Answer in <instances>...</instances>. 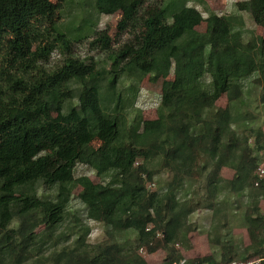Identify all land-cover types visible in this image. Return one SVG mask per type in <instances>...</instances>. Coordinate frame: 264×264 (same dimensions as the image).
Listing matches in <instances>:
<instances>
[{
    "label": "trees",
    "instance_id": "1",
    "mask_svg": "<svg viewBox=\"0 0 264 264\" xmlns=\"http://www.w3.org/2000/svg\"><path fill=\"white\" fill-rule=\"evenodd\" d=\"M191 1L94 0L96 15L121 13L118 28L130 33L129 41L112 48L108 33L87 19L89 31L73 37L93 34L90 45L108 57L102 65L72 55L70 26L60 23L67 0H0V264L36 258L41 264H145L124 244L89 245V229L82 226L73 246L54 245L42 255L54 244L48 241L65 223L77 189L87 220L134 233L136 248L150 254L177 241L201 208L177 193L208 167L204 208L213 207L209 198L221 187L224 167L235 172L232 190L253 189L258 181L264 190L256 175L263 134L258 131L251 145V136L236 129L249 119L239 110L246 81L261 89L264 105V37L245 41L240 16L209 11L205 17ZM240 8L264 28V0ZM203 23L205 30H198ZM56 50L65 59L50 67ZM146 77L162 80L158 117L130 122L128 93L136 96ZM224 95L227 105L219 109ZM157 159L176 179L153 192L148 164ZM79 165L100 181L77 177ZM40 187L54 189L55 198L40 195ZM245 220L252 244L244 254L257 257L264 253V211L256 206ZM234 256L228 244L218 257L184 264H230Z\"/></svg>",
    "mask_w": 264,
    "mask_h": 264
},
{
    "label": "rangeland",
    "instance_id": "2",
    "mask_svg": "<svg viewBox=\"0 0 264 264\" xmlns=\"http://www.w3.org/2000/svg\"><path fill=\"white\" fill-rule=\"evenodd\" d=\"M249 0H195L189 3L196 7L205 17L209 11L218 15H237L244 21V40L252 41L256 37H264V28L255 24L253 18L247 12L241 10L240 4ZM94 0H67L62 8L61 25L70 26L72 37L71 52L72 55L80 60L86 61L92 59L101 64L109 63L107 54L100 48L90 45L93 34L90 38L84 39L83 36L74 38L73 35L87 33V19L92 18L96 23L97 32L105 31L112 38V48H119L123 43L129 41L130 33L118 28L121 21V13L112 16H98L94 9ZM205 23L198 27V30L204 31ZM65 59L64 55L58 50L54 51L50 60V67L61 64ZM110 65V64H109ZM108 65V66H109ZM125 86H128L126 84ZM261 89L251 85L250 81L245 82V93L240 103V111L247 114L248 121L246 125L238 126L237 133L242 136H251L250 143L254 145V135L260 131L263 134L264 141V105L260 103ZM162 93V80L153 82L150 77H146L139 85L136 96L128 93V102L126 104V114L130 122L136 118H142L144 121L157 119V110ZM227 105V98L224 95L216 104L217 108H224ZM95 147L99 142L93 143ZM259 162L262 158L259 154ZM162 159L154 160L148 164V169L152 172V180L148 183V190L157 192L165 191L169 184L176 179L175 173L169 168L163 167ZM212 166L208 167L206 174H202L196 180H185L180 187L177 197L181 200H192L197 203L200 201L201 208H198L181 228L177 241L172 243L166 250H159L155 253H148L145 248H136V236L134 233H116L105 227L102 223L87 220L82 214V204L76 198L80 189L74 193V199L70 204V213L63 225L59 227L56 235L48 241V245L53 244L44 251L43 256L49 255L58 245V249L63 246H73L77 241L80 231L78 227L82 226L89 229L88 242L91 246L98 244H124L127 249H132L141 257L145 264H168L170 258L179 257V262L173 264H184L185 261L202 259L209 255L218 257L222 252V246L232 244L236 249L237 256H234L232 263L254 262L260 264L258 259L263 254L253 257L250 252L244 254L245 249L251 244V238L248 234V223L245 220V214H251L259 206L261 212L264 211V190L255 186L253 189H242L234 191L231 189L230 181L234 176V170L224 167L219 171L221 177V187L217 189L214 196L210 197L213 202L212 209L204 208L208 197L207 176L212 171ZM87 175L94 182L100 179L90 169L79 165L76 168V176ZM39 193L42 196L55 198L56 191L40 187ZM43 227L37 232L42 233ZM78 232V233H77ZM261 236H263L261 234ZM162 237V234L158 236ZM244 254L245 258H241ZM249 254V255H248ZM236 255V254H235ZM39 258V257H38ZM42 262L32 259L25 264H41ZM206 264V263H203Z\"/></svg>",
    "mask_w": 264,
    "mask_h": 264
},
{
    "label": "built area",
    "instance_id": "3",
    "mask_svg": "<svg viewBox=\"0 0 264 264\" xmlns=\"http://www.w3.org/2000/svg\"><path fill=\"white\" fill-rule=\"evenodd\" d=\"M256 175H257L259 180L264 179V157L262 158V160H261V162L257 168ZM256 186L257 187L259 186V181L256 183ZM262 261H264V253H263V257L258 259V262H260V264ZM206 264H208V263H206ZM232 264H254V262H249V263L248 262H239V263H232Z\"/></svg>",
    "mask_w": 264,
    "mask_h": 264
}]
</instances>
